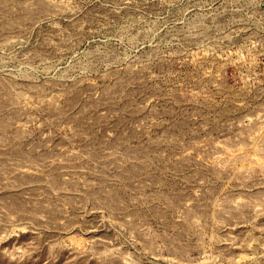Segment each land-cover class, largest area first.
<instances>
[{"label":"rangeland","instance_id":"1","mask_svg":"<svg viewBox=\"0 0 264 264\" xmlns=\"http://www.w3.org/2000/svg\"><path fill=\"white\" fill-rule=\"evenodd\" d=\"M0 264H264V0H0Z\"/></svg>","mask_w":264,"mask_h":264}]
</instances>
